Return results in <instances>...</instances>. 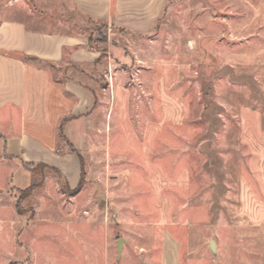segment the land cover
Segmentation results:
<instances>
[{"label":"rangeland","instance_id":"374dc122","mask_svg":"<svg viewBox=\"0 0 264 264\" xmlns=\"http://www.w3.org/2000/svg\"><path fill=\"white\" fill-rule=\"evenodd\" d=\"M39 3L0 8L32 27L51 19ZM88 28L103 49L107 29ZM134 40L122 94L114 104L108 87L104 116L69 150L76 187L47 170L30 197L10 190L29 231L9 264H163L170 240L181 264H264V0H169Z\"/></svg>","mask_w":264,"mask_h":264},{"label":"crops","instance_id":"0c3cea01","mask_svg":"<svg viewBox=\"0 0 264 264\" xmlns=\"http://www.w3.org/2000/svg\"><path fill=\"white\" fill-rule=\"evenodd\" d=\"M36 1L39 7L51 5V19L32 17L37 24L32 27L5 17L11 6L0 8V264L20 260L26 247V215L18 213L9 194L36 185L37 177L23 164L56 169L76 187L81 166L69 150L81 151L90 120L106 111L102 99L108 87L114 104L122 94L120 68L133 63L134 53L127 51H138L134 38L153 35L169 5V0ZM43 22L50 27H39ZM93 24L109 33L103 49L90 43ZM168 244L163 264H181L175 243Z\"/></svg>","mask_w":264,"mask_h":264},{"label":"trees","instance_id":"16d2710c","mask_svg":"<svg viewBox=\"0 0 264 264\" xmlns=\"http://www.w3.org/2000/svg\"><path fill=\"white\" fill-rule=\"evenodd\" d=\"M102 26V25H101ZM103 29H106V26H102ZM103 43H106L107 42V39L106 37L102 40ZM24 168L27 169V171H29L33 176L37 177V176H40L41 178L44 177V172L49 170L51 172H53L55 175L59 176V177H62V174L56 170V169H53V168H49L47 166H43V165H39V166H35L33 164H27V163H24L23 164ZM81 186L80 185L75 191H73L71 194L72 196H75L76 194H78L81 190ZM39 188V185H34V186H31L29 188H27L26 190H24L22 193L23 194H26V197H30L37 189ZM16 209L18 211L19 214H24V211L21 210V206H20V203H17L16 204Z\"/></svg>","mask_w":264,"mask_h":264},{"label":"water","instance_id":"95a60500","mask_svg":"<svg viewBox=\"0 0 264 264\" xmlns=\"http://www.w3.org/2000/svg\"><path fill=\"white\" fill-rule=\"evenodd\" d=\"M122 242H123L122 240L118 241V245H117V251H118L117 261H120V259H121L122 248H123ZM211 248L214 251V243H211Z\"/></svg>","mask_w":264,"mask_h":264}]
</instances>
